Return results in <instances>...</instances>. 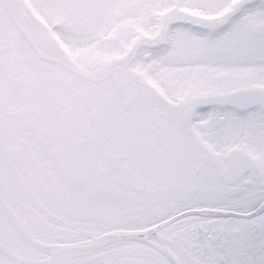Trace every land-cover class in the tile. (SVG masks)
<instances>
[{"label": "snow or ice", "instance_id": "snow-or-ice-1", "mask_svg": "<svg viewBox=\"0 0 264 264\" xmlns=\"http://www.w3.org/2000/svg\"><path fill=\"white\" fill-rule=\"evenodd\" d=\"M0 264H264V0H0Z\"/></svg>", "mask_w": 264, "mask_h": 264}]
</instances>
